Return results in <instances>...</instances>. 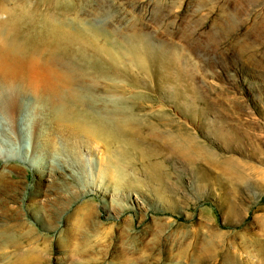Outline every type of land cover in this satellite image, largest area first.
Listing matches in <instances>:
<instances>
[{
  "label": "rangeland",
  "instance_id": "1",
  "mask_svg": "<svg viewBox=\"0 0 264 264\" xmlns=\"http://www.w3.org/2000/svg\"><path fill=\"white\" fill-rule=\"evenodd\" d=\"M69 2L98 28L146 32L167 61L152 89L124 82L140 94L124 187L99 181L43 99L18 92L9 109L0 94V264H264V0ZM98 148L105 166L117 156Z\"/></svg>",
  "mask_w": 264,
  "mask_h": 264
},
{
  "label": "bare ground",
  "instance_id": "2",
  "mask_svg": "<svg viewBox=\"0 0 264 264\" xmlns=\"http://www.w3.org/2000/svg\"><path fill=\"white\" fill-rule=\"evenodd\" d=\"M73 6L69 0H0V94L7 95L3 105L15 107V96L22 91L43 99L52 109L44 121L69 132L79 147L87 148L86 156L95 154L88 160L99 181L121 178L118 185L124 187L128 176L122 168L132 145L127 128L140 118L132 109L137 102L129 100L140 94L124 85L139 87L148 78L144 84L152 89L149 75L159 72L167 59L148 57L162 52V46L146 32L98 28L82 13L70 12ZM98 89L119 93L100 96ZM101 140L118 147L106 166L99 157ZM171 141L180 153H192L188 135L172 134ZM193 264L200 263L195 259ZM221 264L240 263L226 257Z\"/></svg>",
  "mask_w": 264,
  "mask_h": 264
}]
</instances>
